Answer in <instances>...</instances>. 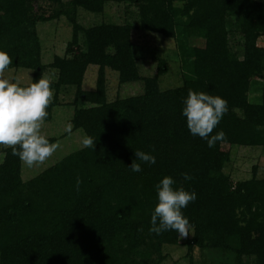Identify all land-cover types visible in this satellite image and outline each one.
Returning <instances> with one entry per match:
<instances>
[{
    "label": "trees",
    "instance_id": "trees-1",
    "mask_svg": "<svg viewBox=\"0 0 264 264\" xmlns=\"http://www.w3.org/2000/svg\"><path fill=\"white\" fill-rule=\"evenodd\" d=\"M116 1L138 7L136 25L83 28L76 22L78 7L100 12L104 0H70L67 8L62 0H0V51L11 57L7 68L33 70L31 83L44 70L37 23L60 15L72 23L70 45L78 51L55 56L50 66L58 70L56 91L75 85L74 102L88 103L74 109L71 122L95 142L26 181L19 157L4 150L0 264H160L163 245L178 244L175 230L149 231L156 185L165 176L173 178L174 188L196 193L181 210L190 225L191 235L182 243L190 260L194 248H213L232 254L237 264H264V178H257L253 167L250 178L233 184L223 171L231 146H264V45L257 43L264 35V0ZM45 3L56 5L47 15ZM133 29L173 39L181 85L160 88L158 76L166 73L162 59L155 76L139 74ZM235 34L242 38L240 53L229 44ZM88 65L98 67L93 90L81 87ZM106 68L117 73L118 84L140 80L142 91L108 100ZM254 77L263 81L251 100ZM189 89L227 101L228 111L212 133L222 130L226 139L214 147L187 127L182 110ZM136 150L155 156V164L137 161L142 171L133 172L128 166ZM185 173L191 179L185 180Z\"/></svg>",
    "mask_w": 264,
    "mask_h": 264
},
{
    "label": "rangeland",
    "instance_id": "rangeland-1",
    "mask_svg": "<svg viewBox=\"0 0 264 264\" xmlns=\"http://www.w3.org/2000/svg\"><path fill=\"white\" fill-rule=\"evenodd\" d=\"M64 7H69L70 0H62ZM180 4V3H177ZM45 14L52 11V7L56 5L42 4ZM76 22L83 28H88L100 23H128L137 24L138 7L132 2L104 0V6L100 12H89L78 7L75 12ZM36 31L40 41L41 63L44 70L41 75H46L53 90L54 105L51 108V117L45 120L41 132L46 137L53 138V142H59L60 147L56 152L47 159L43 164L33 167H27L21 162L20 177L23 181L29 180L36 176L47 167L53 165L67 154L80 149L82 138L85 133L80 128H75L71 122L74 109L79 106H86L88 103L78 99L75 103V85H62L56 91L55 82L57 80L58 70L50 66L55 56L70 57L74 52L78 51L73 45H70L72 39L73 27L72 23L64 15L57 18L38 22ZM83 32L78 34L79 45L81 46ZM230 46L232 51L241 52L242 38L237 34L230 36ZM130 40L133 48L134 56L137 58V68L139 74L145 76H155L156 66L159 59L165 63L166 73L158 76L159 86L161 89L172 88L181 85V66L177 58L175 43L173 39L166 38L160 34L144 33L139 30H131ZM191 43H198L196 39L190 38ZM259 45H264V35L257 40ZM70 47V52L66 49ZM98 67L96 65H88L83 76L82 89L93 90L97 78ZM3 78L10 82H20L21 86H27L32 82L33 70L23 67L6 68ZM262 79L253 78V86L250 90L249 97L255 100L259 93ZM106 96L108 100L115 97H127L137 95L142 91V82L140 80L132 83L118 84L117 73L109 68L105 69ZM52 100V101H53ZM68 124L72 125L71 132L66 131ZM6 148L0 146V161ZM253 167L256 168L255 176L264 178V146H231L230 161L224 166L223 171L227 174L233 184L239 180L248 179L253 174ZM191 235L189 230V238ZM178 233V244L162 247V253L166 257L160 264H237L232 254L218 249L194 248L192 251V259L185 254L186 246L182 243L186 240ZM248 264V262H246Z\"/></svg>",
    "mask_w": 264,
    "mask_h": 264
},
{
    "label": "clouds",
    "instance_id": "clouds-1",
    "mask_svg": "<svg viewBox=\"0 0 264 264\" xmlns=\"http://www.w3.org/2000/svg\"><path fill=\"white\" fill-rule=\"evenodd\" d=\"M12 63L11 57L0 51V146L11 148L12 155L19 157L27 167L43 164L60 147L59 142L50 143L41 129L48 116L47 108L53 100L51 82L46 75L27 86L20 82H10L3 78L5 69ZM182 114L186 117L187 127L194 136L205 139L208 147H214L217 141L226 139L221 130L212 135L224 114L228 111L227 101L220 96L205 92L188 90L184 100ZM68 124L66 131L71 132ZM82 145L95 147L94 139L85 134ZM135 159L128 166L133 172L142 171L141 163L155 164L156 158L141 150L134 152ZM185 180L191 179L186 173ZM81 183L77 178V190ZM175 181L165 176L157 185L158 203L151 215L149 231L157 235L175 230L181 237L189 235V220L182 209L196 200L195 192L186 191L183 186L174 188Z\"/></svg>",
    "mask_w": 264,
    "mask_h": 264
}]
</instances>
